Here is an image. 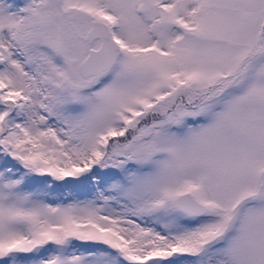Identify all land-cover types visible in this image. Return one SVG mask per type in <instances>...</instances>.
Listing matches in <instances>:
<instances>
[{
  "label": "snow or ice",
  "instance_id": "1",
  "mask_svg": "<svg viewBox=\"0 0 264 264\" xmlns=\"http://www.w3.org/2000/svg\"><path fill=\"white\" fill-rule=\"evenodd\" d=\"M0 264H264V0H0Z\"/></svg>",
  "mask_w": 264,
  "mask_h": 264
}]
</instances>
